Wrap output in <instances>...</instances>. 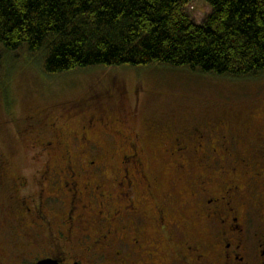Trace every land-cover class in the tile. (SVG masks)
I'll return each mask as SVG.
<instances>
[{
    "label": "flooded vegetation",
    "instance_id": "obj_1",
    "mask_svg": "<svg viewBox=\"0 0 264 264\" xmlns=\"http://www.w3.org/2000/svg\"><path fill=\"white\" fill-rule=\"evenodd\" d=\"M121 88L115 77L60 111L23 119L21 144L36 153L26 172L7 181L12 167L0 162V264H264V163L254 151H234L225 134L212 148L202 128L193 131V148L174 137L166 151L176 169L191 159L200 168L182 194L196 206L183 217L201 229L185 228L167 211L169 193L154 198L132 118L109 114ZM100 134L129 149L110 176Z\"/></svg>",
    "mask_w": 264,
    "mask_h": 264
},
{
    "label": "rangeland",
    "instance_id": "obj_2",
    "mask_svg": "<svg viewBox=\"0 0 264 264\" xmlns=\"http://www.w3.org/2000/svg\"><path fill=\"white\" fill-rule=\"evenodd\" d=\"M185 11L196 23H202L211 7L205 0H192ZM115 77L122 81L123 88L120 101L117 95L109 102V114L117 109L125 119L132 118L129 128L132 135L138 136L144 170L156 182L154 198L160 203L164 194L169 193L167 211L173 219L181 220L185 228L201 229L183 217L196 206L182 194L200 173V168L191 159L183 172L177 170L174 163L177 157L168 156L166 149H172L174 137L183 138L180 141L186 148H193V131L202 128L208 132V148L225 134L234 138L231 144L234 151H254L255 160L262 165L264 76L250 80L226 79L160 66L99 67L48 76L42 71L39 56L29 57L25 52L15 56L7 54L0 74V162L7 159L12 168L3 180L26 172L36 153L20 141L19 130L25 126L23 119L27 114L41 109L60 111L86 94L95 95ZM97 141L108 152L103 169L110 176L129 149L114 135L106 142L100 134ZM194 148L202 146L196 144ZM31 171H28L29 177ZM12 199L11 195L8 201Z\"/></svg>",
    "mask_w": 264,
    "mask_h": 264
},
{
    "label": "trees",
    "instance_id": "obj_3",
    "mask_svg": "<svg viewBox=\"0 0 264 264\" xmlns=\"http://www.w3.org/2000/svg\"><path fill=\"white\" fill-rule=\"evenodd\" d=\"M0 0V74L7 54L39 56L44 74L166 67L216 78L264 76V0Z\"/></svg>",
    "mask_w": 264,
    "mask_h": 264
},
{
    "label": "water",
    "instance_id": "obj_4",
    "mask_svg": "<svg viewBox=\"0 0 264 264\" xmlns=\"http://www.w3.org/2000/svg\"><path fill=\"white\" fill-rule=\"evenodd\" d=\"M33 264H65V263H59L58 261L56 260H52V259H41ZM70 264H77V263H70Z\"/></svg>",
    "mask_w": 264,
    "mask_h": 264
}]
</instances>
